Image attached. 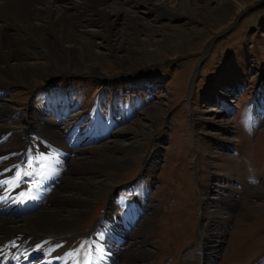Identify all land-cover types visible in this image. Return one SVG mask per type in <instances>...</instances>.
<instances>
[{
	"label": "rangeland",
	"instance_id": "374dc122",
	"mask_svg": "<svg viewBox=\"0 0 264 264\" xmlns=\"http://www.w3.org/2000/svg\"><path fill=\"white\" fill-rule=\"evenodd\" d=\"M65 1L57 3L68 7ZM120 1L140 20L148 21L152 37L143 35L138 42L127 36L123 49L110 52L107 46L96 44L97 36L90 35L100 31L98 24H88L85 36L102 59L95 62L84 51L85 64L91 70L73 71L74 64L62 55L59 62L66 69L60 71L59 65L47 60L37 66L36 84L2 83L0 102L12 109L0 110V129L8 127L0 131V152H6L1 154L0 164L15 159L20 161L18 168L30 176L38 165L34 161L38 154L64 152L59 153L64 154V170L68 169L67 159L82 149L115 139L124 147L131 144L136 155L127 168L115 173L116 185L111 186L109 196L92 200L80 229L64 238L62 243L71 246L70 255L74 253L71 258L83 256L90 242L96 241L90 237L95 239L98 232L116 236L105 240H113L110 245L151 248L153 257L138 264H264V197L258 195L264 187V0H245L247 5L241 10L227 0H189V12L174 1L151 0L146 6L134 0ZM152 3L160 13L151 10ZM66 11L81 13L78 8ZM182 35L187 39H181ZM169 39L172 44L165 53L150 42ZM144 48L153 53L155 61L134 54L128 59L126 52ZM37 60L41 59H31ZM52 85L59 90V98L47 103ZM143 85L150 88L138 91ZM95 102L99 115L111 118L110 124L96 120L98 126H89L92 118L86 107ZM137 123H144L148 132L139 127L134 133L125 129H136ZM49 127L59 132L61 140L64 135L70 134L69 138L61 145L47 135L45 140L40 130ZM75 142L89 145H81L79 150ZM66 143L74 146V152L65 150ZM95 173H86V177H103L101 172ZM52 175V184L59 183V171ZM225 177L232 178L236 188ZM29 179L21 183L30 185ZM205 208H219L220 213L210 215ZM28 211H18V215ZM150 212H155L153 227L133 236L142 217ZM240 212L249 217L244 219ZM124 213L132 215L122 227L125 236L109 227H117L113 217ZM106 214L110 219L104 226L111 234L100 230ZM201 232H207L206 241ZM52 239L45 235L37 245H49ZM203 241L205 251L200 250ZM212 245L215 251L210 250Z\"/></svg>",
	"mask_w": 264,
	"mask_h": 264
},
{
	"label": "bare ground",
	"instance_id": "6f19581e",
	"mask_svg": "<svg viewBox=\"0 0 264 264\" xmlns=\"http://www.w3.org/2000/svg\"><path fill=\"white\" fill-rule=\"evenodd\" d=\"M57 1L59 2V0H0V86L11 80L36 84L37 66L47 60L55 62L60 66L58 69L63 71L66 68L59 62L62 55L67 58L69 64H74L73 71L91 70L85 64L84 51L95 62H101L102 59L92 50L93 42L85 36L84 27L88 24H98L100 31L90 35L97 36L99 40L96 44L107 46L110 52L123 49L122 44L127 36L142 42L141 36H151L153 31L148 21L140 20L135 12L125 9L123 6L125 3L120 0H67L68 7ZM134 1L145 6L151 4V0ZM165 1H174L182 10L190 11V3L187 2L189 0H164V3ZM227 1L235 5L238 10L247 5L245 0ZM66 8H78L81 13H66ZM151 8L152 11L161 12L155 4ZM116 26L122 29L116 30ZM182 37L187 39L186 35H182L181 39ZM150 42L163 53L172 44L170 39L166 43H157L153 40ZM181 42L183 40L179 43ZM126 53L127 56L134 54L148 57L151 61L156 60L153 53L145 48L141 52L131 49ZM35 58L41 60L32 62L31 59ZM118 58L125 61V57ZM128 59L132 60V55H129ZM1 109L10 110L12 107L5 102H0ZM1 127L3 130L8 128L5 125ZM138 127L143 133L149 130L144 123L143 125L137 123L136 129L128 127L125 129L134 133ZM2 129L0 131H3ZM40 133L43 136L52 137L56 143L61 142V136L55 129L49 127V130H44L43 128ZM126 145L128 147H124L125 145L115 139L110 143L108 140L85 149L80 147L82 150L77 147L80 151L73 157H67L68 169L64 170L57 165L65 159L63 155L54 152L38 154L35 156L38 165L30 176L25 174L21 167L20 171L18 168L20 161L11 159L7 165L0 164V264H34L31 258L40 256V254L42 257L36 264H117V261L118 264H138L137 262L153 257L154 251L151 248L127 249L117 244H108L113 240L110 239L108 243L105 240L115 239L116 236L105 229L104 224L110 219V215L107 214L100 220V230L107 234L110 233L111 236L104 234L100 236L96 233V238L93 239L96 241L91 246L88 256L73 259L71 257L74 253L70 255L71 246L62 243L64 238L72 236L80 229L91 207V201L109 196L111 188L116 185H113L115 173L121 172L132 163V156L136 155V150L131 144ZM125 151L127 153L122 157L116 155L118 152ZM2 153L6 152H0V156ZM83 153L86 154L83 155ZM91 155H96L97 159ZM58 171L61 174L60 182L53 183V185L54 176L49 174H56ZM92 172H101L103 177L98 176L100 179H93L90 175L86 177V173ZM76 175L82 177H75ZM25 178L31 180L30 185H27L29 188L21 183ZM258 195L264 197V187L259 189ZM39 203L43 205L32 212L28 211ZM18 211L30 213L18 215ZM206 211H209L210 215L220 213L219 208L206 209ZM242 212L239 215L244 219L249 217L248 214ZM137 213L138 210L134 215ZM154 213L150 212L142 217L139 227L133 230V236L143 235L153 227ZM130 216H132L130 213H124L113 217L118 226L110 225L109 227L117 229L119 234L125 236L126 233L123 232L122 227L129 224L127 219ZM45 235L51 236L52 242L46 246H38V239ZM98 237L100 238L97 239ZM202 237L206 241L207 232H203ZM205 241L200 250H206ZM215 248L216 246L212 245L210 250L215 251Z\"/></svg>",
	"mask_w": 264,
	"mask_h": 264
}]
</instances>
